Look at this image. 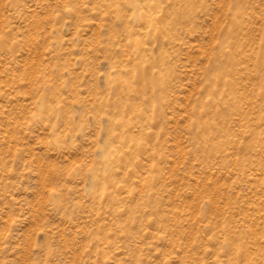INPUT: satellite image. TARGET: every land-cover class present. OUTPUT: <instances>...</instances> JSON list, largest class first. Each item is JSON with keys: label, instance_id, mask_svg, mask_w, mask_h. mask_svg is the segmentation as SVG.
I'll return each mask as SVG.
<instances>
[{"label": "rangeland", "instance_id": "1", "mask_svg": "<svg viewBox=\"0 0 264 264\" xmlns=\"http://www.w3.org/2000/svg\"><path fill=\"white\" fill-rule=\"evenodd\" d=\"M0 264H264V0H0Z\"/></svg>", "mask_w": 264, "mask_h": 264}]
</instances>
